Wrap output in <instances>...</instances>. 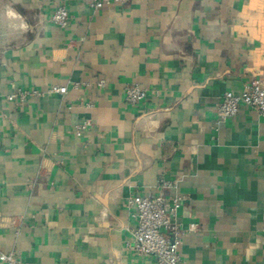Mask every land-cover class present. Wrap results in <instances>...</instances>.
Returning a JSON list of instances; mask_svg holds the SVG:
<instances>
[{
	"label": "crops",
	"instance_id": "obj_1",
	"mask_svg": "<svg viewBox=\"0 0 264 264\" xmlns=\"http://www.w3.org/2000/svg\"><path fill=\"white\" fill-rule=\"evenodd\" d=\"M253 78L264 86V0H0V252L156 264L127 248L126 203L162 191L184 194L179 219L198 225L179 246L187 263L264 264V115L242 103L214 128L223 92ZM134 82L147 95L130 105ZM18 89L42 92L9 98Z\"/></svg>",
	"mask_w": 264,
	"mask_h": 264
},
{
	"label": "built area",
	"instance_id": "obj_2",
	"mask_svg": "<svg viewBox=\"0 0 264 264\" xmlns=\"http://www.w3.org/2000/svg\"><path fill=\"white\" fill-rule=\"evenodd\" d=\"M129 0H84L88 7L100 9L112 4H123ZM69 9L65 4H59L51 14V21L59 26H65L69 20ZM96 85L103 87L104 79H99ZM91 84L90 81H72L73 88H80ZM66 85L55 84L50 86L49 92H67ZM39 89H18L9 95V98L17 97L25 101L31 95H40ZM147 92L139 83L125 84L123 87L124 100L130 105H137L144 101ZM246 104L253 108L259 115H264V86L258 79L253 78L243 84L240 92L226 90L216 107L215 129L226 119L235 116L239 112L240 104ZM80 104L92 107V102ZM92 120L86 119L74 125L77 135L92 125ZM158 185L166 188L171 181L160 178ZM186 196L182 193L167 195L164 192L158 194H135L127 199V206L131 209V217L134 220L132 238L127 242V248L142 256H153L156 264H189L181 256L179 246L187 232L197 228V223H183L178 216V210ZM0 261L3 264H27L13 251L0 252Z\"/></svg>",
	"mask_w": 264,
	"mask_h": 264
}]
</instances>
